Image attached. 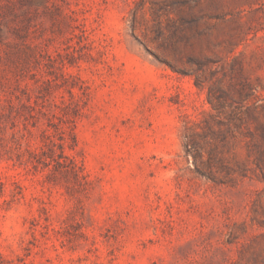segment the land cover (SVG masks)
Returning a JSON list of instances; mask_svg holds the SVG:
<instances>
[{
	"label": "rangeland",
	"instance_id": "1",
	"mask_svg": "<svg viewBox=\"0 0 264 264\" xmlns=\"http://www.w3.org/2000/svg\"><path fill=\"white\" fill-rule=\"evenodd\" d=\"M0 264H264V0H0Z\"/></svg>",
	"mask_w": 264,
	"mask_h": 264
}]
</instances>
